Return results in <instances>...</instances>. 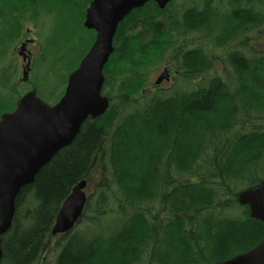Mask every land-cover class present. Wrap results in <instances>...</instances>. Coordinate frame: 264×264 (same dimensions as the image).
Wrapping results in <instances>:
<instances>
[{
    "label": "trees",
    "instance_id": "trees-1",
    "mask_svg": "<svg viewBox=\"0 0 264 264\" xmlns=\"http://www.w3.org/2000/svg\"><path fill=\"white\" fill-rule=\"evenodd\" d=\"M32 1L0 0V62L27 14L43 9L55 21L51 41L62 40L41 62L63 75L62 95L94 36L80 41L81 0ZM171 4L148 2L119 24L104 71L111 105L20 191L0 264H48L51 247L53 264H215L264 238V223L238 202L264 182V48L254 47L264 39V0L174 6L168 20ZM117 61L135 66L108 70ZM173 62L181 82L152 92V68ZM1 70L5 88L14 68ZM14 106L0 93V117ZM82 180L91 191L84 213L54 237L59 209Z\"/></svg>",
    "mask_w": 264,
    "mask_h": 264
},
{
    "label": "water",
    "instance_id": "water-1",
    "mask_svg": "<svg viewBox=\"0 0 264 264\" xmlns=\"http://www.w3.org/2000/svg\"><path fill=\"white\" fill-rule=\"evenodd\" d=\"M164 9L173 0H93L87 10L85 26L97 32L96 40L80 66L69 77L66 92L54 106L44 103L35 92L18 102L15 111L0 120V262L2 237L10 230L16 213V200L25 186L35 182L41 169L62 149L77 138L83 123L99 118L109 107L102 96L104 69L113 51L114 36L133 10L148 2ZM26 44L20 55L26 60ZM30 62L27 66L29 68ZM28 70L24 71L27 80ZM169 80L165 69L156 85ZM85 180L78 183L63 202L56 217L52 235L70 232L84 212L87 196ZM239 203L247 206L250 217L264 222V182L255 189L243 191ZM216 264H264V238L252 250Z\"/></svg>",
    "mask_w": 264,
    "mask_h": 264
},
{
    "label": "rangeland",
    "instance_id": "rangeland-1",
    "mask_svg": "<svg viewBox=\"0 0 264 264\" xmlns=\"http://www.w3.org/2000/svg\"><path fill=\"white\" fill-rule=\"evenodd\" d=\"M183 1V6H187L191 3H196V4H202L207 0H177V2ZM216 4H222V2H226L227 0H213ZM178 4V3H177ZM180 4V3H179ZM199 5V6H200ZM180 7V5L178 6ZM29 16V17H28ZM28 20L26 22L25 28L29 30L30 34L28 36H21L20 35V40L17 41L16 44L11 45V51L9 55L6 58L2 59V62H0V70L5 68L6 66L9 68L10 66L14 68L13 74L14 75L12 78H10V81L8 82L7 87L3 88L1 84V79L2 76H6L5 73H2L0 71V93L4 97L10 98V103H13V101H16L20 96L25 95L26 93L30 91L36 90L37 94L40 96V98L46 102V103H53L56 101L58 96H61L60 91L62 89L56 88L57 86H61L62 80H63V75L60 76V73L58 71H50L48 68L44 66V64L41 62L38 66H36L29 74L28 80L29 83H25L23 81V68L26 66V62L22 60L21 57L18 56V50H20V41L22 38H30L32 37L33 39H38V33L42 32L43 36H47L49 31H50V22H48V15L44 12V10H39L38 12L36 10H32L31 13L27 14ZM240 44H235L234 46H241L242 41L239 42ZM258 44H261L260 46L264 48V39L261 43L256 42L254 44V47H258ZM31 52L33 51V56H35L37 53H39L40 45L38 41H35V45L29 46L28 47ZM218 55H223L219 54ZM42 55L39 57V61L42 60ZM38 59V57H37ZM152 61H155V56L150 55L149 60L147 63H152ZM156 64L151 65L154 67ZM171 69L172 74L175 76V72H179V69L177 65L175 64H168ZM133 66V64L125 62V61H117L116 63L109 65L108 70L113 71V70H119V71H126L130 70ZM166 66H162L158 69L152 68L153 71L150 74L149 78V88L152 89V92H155L158 89L167 91V92H172L171 87L174 86V82H166L164 81L163 84L161 85H155V81L157 77L163 72V69ZM215 73L216 75H223L221 70L219 69V65H216L215 67ZM9 75V74H8ZM177 75V74H176ZM7 77V76H6ZM181 82V77H179V83ZM61 88V87H60ZM63 88V87H62ZM183 88V87H182ZM53 97L56 99L53 100ZM86 192L90 195V185L86 189ZM114 221H108L109 224H113ZM56 239V238H55ZM54 244V243H53ZM52 248V247H51ZM47 253V263L48 264H53L56 258V251L54 249H51Z\"/></svg>",
    "mask_w": 264,
    "mask_h": 264
},
{
    "label": "flooded vegetation",
    "instance_id": "flooded-vegetation-1",
    "mask_svg": "<svg viewBox=\"0 0 264 264\" xmlns=\"http://www.w3.org/2000/svg\"><path fill=\"white\" fill-rule=\"evenodd\" d=\"M92 1L93 0H81V1H79V2H77L78 4H79V6L81 7L79 10H76L77 11V13H78V15H77V17L78 18H80V23H81V29H82V35H80V41H83V43H85V41H87V36H89V38L91 37L92 38V34H93V36H94V39H93V41H91L90 42V44H89V46L86 48L87 49V51H85L84 52V54H82V56L84 57L88 52H89V50H90V48L92 47V45H93V43L95 42V39H96V35H97V32L95 31V30H91V29H88L86 26H85V21H86V16H87V10H88V8L90 7V5H91V3H92ZM176 1V0H175ZM177 2V1H176ZM32 3L33 4H35V5H39V2L37 1V0H33L32 1ZM178 3V4H177ZM176 4H171V8H170V10H169V12H170V15L171 16H169L168 17V20H173L174 18H176V17H173V14L174 15H176V13H177V9H173L174 8V6H176V7H178L179 5H180V7H182L183 8V1H180V2H177ZM180 3V4H179ZM170 5V4H169ZM169 5H168V7H169ZM173 5V6H172ZM183 12V11H182ZM130 15V14H129ZM128 15V16H129ZM28 20V19H27ZM27 20H26V22H27ZM26 22H25V25H26ZM48 22H50V31H49V33H48V35L47 36H43V34H42V32H39L38 33V39H33L32 37H30V38H26V39H24V38H22V40L20 41V46H21V44H23L24 42H26L27 41V44H26V54H27V59H26V66L23 68V70L24 69H26L27 68V65H28V63L30 62V72L36 67V66H38L40 63H41V61H39V57L41 56V55H44V53H45V51H47V49L50 47H52V48H55L54 50H58V48L60 47V41L62 40L61 39V37H58L54 42L53 41H51V36H52V28H53V26H55V21H54V19H51V18H49L48 17ZM122 23V22H121ZM120 24V23H119ZM25 25H24V28H25ZM119 26V25H118ZM76 28V27H75ZM83 28L89 33V34H86L84 31H83ZM76 31H77V29H76ZM91 31H93V32H91ZM30 31L29 30H27V29H23V31H22V33H21V36H23V37H25V36H28L30 33H29ZM116 33H117V31H116ZM116 33H115V36H114V40H115V37H116ZM84 35V36H83ZM35 41L37 42L38 41V43H39V45H40V49H39V53H37L35 56H33V51L31 52V50L28 48L29 46H32V45H35ZM113 48H114V51H113V53L115 52V43L113 42ZM18 53H19V50H18ZM76 54V53H75ZM18 56H19V54H18ZM37 57H38V59H37ZM83 57L80 59V61H79V64H80V62H81V60L83 59ZM79 64H78V66H79ZM172 64H175L174 62L172 63ZM176 65V64H175ZM71 66V65H70ZM77 66V67H78ZM76 67V68H77ZM170 66L169 65H166V68L170 71V79H169V82H174L175 81V84H174V86L175 85H177L178 84V82H179V77H181V74H180V71L179 72H175V76L172 74V72H171V69L169 68ZM76 68H74L73 69V67H71L70 69H68V70H72L73 69V71H75V69ZM177 74V75H176ZM63 97V95H61V96H58L57 98H59V99H57L56 101H54L53 103H50V105H55V104H57L60 100H61V98ZM20 98V97H19ZM19 98L18 99H16V101H15V106H14V108L11 110V111H8V112H12V111H14L15 110V108H16V106H17V103H18V101H19ZM54 99H56L55 97H53V100ZM49 104V103H48Z\"/></svg>",
    "mask_w": 264,
    "mask_h": 264
},
{
    "label": "bare ground",
    "instance_id": "bare-ground-1",
    "mask_svg": "<svg viewBox=\"0 0 264 264\" xmlns=\"http://www.w3.org/2000/svg\"><path fill=\"white\" fill-rule=\"evenodd\" d=\"M144 6H145V5H144ZM23 188H24V187H23ZM23 188H22V189H23ZM22 189H21V190H22Z\"/></svg>",
    "mask_w": 264,
    "mask_h": 264
}]
</instances>
